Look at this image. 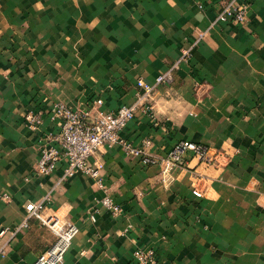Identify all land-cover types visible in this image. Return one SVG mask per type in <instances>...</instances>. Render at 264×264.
<instances>
[{
  "label": "crops",
  "instance_id": "0c3cea01",
  "mask_svg": "<svg viewBox=\"0 0 264 264\" xmlns=\"http://www.w3.org/2000/svg\"><path fill=\"white\" fill-rule=\"evenodd\" d=\"M229 1L0 0V228L47 196L43 213L78 227L60 264H136V249H152L157 264H264V0H239L250 6L245 23L215 21ZM171 67L151 111H136L120 135L149 140L156 156L182 139L205 143L212 164L185 152L165 186L158 165L105 144L90 158L102 163L101 185L80 171L62 179L64 161L37 173L58 130L52 105L100 97L99 109L114 111L134 101L137 79L155 84ZM29 111L40 113L36 130ZM55 240L31 218L0 264H33Z\"/></svg>",
  "mask_w": 264,
  "mask_h": 264
},
{
  "label": "built area",
  "instance_id": "2783aa9c",
  "mask_svg": "<svg viewBox=\"0 0 264 264\" xmlns=\"http://www.w3.org/2000/svg\"><path fill=\"white\" fill-rule=\"evenodd\" d=\"M249 3L247 1L230 0L217 14L215 21H234L245 23L249 18ZM206 31L197 33L194 42L181 49L179 60L188 59L191 56L193 46L201 40ZM177 66V63L173 67ZM158 75L155 84H150L139 78L136 81L138 91L135 99L130 104H122L116 110L103 112L99 109L102 98L92 99L84 108L70 109L62 103H55L49 109L51 119H58V130L46 137L47 142L40 148V156L37 161V173L46 175L53 171L60 161H64L62 179L73 176L77 172H83L101 185L100 161L91 164L90 158L99 147L105 144L118 145L128 155L139 159L144 165H158L159 177L163 185H169L173 180V169L181 164L183 154L190 152L197 160L206 164H212L217 154H211V147L205 143L191 140H179L165 156H156L149 152L150 141L144 140L142 145L135 146L120 135V131L134 117L136 111L150 112L152 106L150 97L155 85L170 81L172 68ZM25 123L30 130H36L41 123L40 113L29 111L25 115ZM2 198L9 199L4 194ZM48 197L25 205L24 219L13 227L0 228V255L5 254V249L12 239L21 230L29 226L31 218L37 219L55 235L53 245L43 252L33 264H60L72 238L77 234L78 227L69 221H62L57 215L43 213ZM102 204L113 215L117 216L122 208L113 202L110 197H104ZM90 219L95 221L94 214ZM136 264H157L156 255L152 249H136L132 253Z\"/></svg>",
  "mask_w": 264,
  "mask_h": 264
}]
</instances>
